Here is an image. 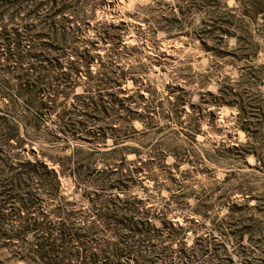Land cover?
<instances>
[{
  "label": "rangeland",
  "instance_id": "rangeland-1",
  "mask_svg": "<svg viewBox=\"0 0 264 264\" xmlns=\"http://www.w3.org/2000/svg\"><path fill=\"white\" fill-rule=\"evenodd\" d=\"M67 1L79 7L68 12L70 25L79 27L77 48H67L61 66L72 74L44 85L40 96L49 104L36 132L18 78L7 71L15 61L8 51L0 53V108L18 122L21 155L40 157L47 138L67 145V152L75 145L117 146L96 156L135 173L121 196L141 199L157 225L165 218L181 227L152 251L123 248V264L150 257L151 264H264V212L254 207L264 206L263 15L247 22L250 44L232 27L227 41L203 43L201 30L219 12L239 6L231 11L242 13L246 0ZM212 44L216 49L207 47ZM119 88L125 90L120 95H132L126 105L111 102ZM81 93L86 100L101 98L108 109L76 129L66 121L80 119ZM59 175L60 195L78 202L81 217L94 215L93 193L86 194L93 185L69 170ZM231 205L236 212L229 216ZM117 241L107 228L86 253L127 246Z\"/></svg>",
  "mask_w": 264,
  "mask_h": 264
},
{
  "label": "trees",
  "instance_id": "trees-1",
  "mask_svg": "<svg viewBox=\"0 0 264 264\" xmlns=\"http://www.w3.org/2000/svg\"><path fill=\"white\" fill-rule=\"evenodd\" d=\"M245 2L247 8L242 13L231 11L238 10L239 6L219 12L212 23L201 30L203 43H206L205 39L212 43L216 39L227 41L230 35H234L232 27L239 30V38L243 42L250 44L252 33L247 22L259 14L264 17V0ZM76 9H79L78 4L67 0H0V53L8 51L15 61L12 67L9 66L12 70L7 71L18 78L15 81L18 94L26 96L32 110L28 118L34 132L39 130L42 109L49 104L40 96L44 85L53 78L64 80L72 74L70 69L61 71V66L67 48H77L76 42L79 41V27L70 25L72 18L68 14ZM207 47L216 49L213 44ZM80 56L86 57L82 52ZM85 59L88 60L87 57ZM53 73L56 77L51 76ZM121 83L120 80L118 85ZM124 91L119 88L111 102H117L118 106L126 105L132 95H120ZM83 94H78L83 98L78 111L80 119L70 115L66 121L67 125H76V129L88 118L95 120L108 109L101 98L86 100ZM90 106L91 112L87 110ZM102 130L100 128L98 132L102 133ZM47 141L40 157L35 153L33 157H23L24 139L19 137L18 122L0 108L2 261H21V264H123L120 257L124 250L133 253L138 251L137 248L150 247L152 251L158 240L163 242L162 239L174 238L181 227H175L170 219L165 218L157 225L151 219V208H146L141 199L129 194L121 196L128 179L135 173L119 172L108 165V158L99 160L96 156L97 153L110 154L117 146L98 151L92 144L85 147L75 145L67 152V145H58L50 138ZM118 143L114 139L113 144ZM99 161H102V166H99ZM65 170L88 180L95 188L86 193H93L89 200L96 209L94 215L81 217L76 205L78 202L60 195L59 171L64 173ZM254 207L264 212V206ZM229 208L230 216L236 212L235 205ZM38 209H41L40 215H35ZM107 228H112L118 236V244L126 242L127 246H115L110 251L103 247L101 251L87 254L90 242L99 240ZM164 234L167 236L162 238ZM135 242L141 244L136 245ZM142 261L151 264L154 259L150 257Z\"/></svg>",
  "mask_w": 264,
  "mask_h": 264
}]
</instances>
